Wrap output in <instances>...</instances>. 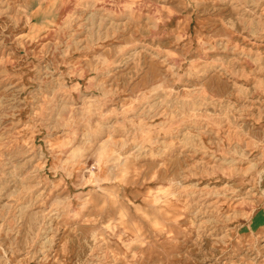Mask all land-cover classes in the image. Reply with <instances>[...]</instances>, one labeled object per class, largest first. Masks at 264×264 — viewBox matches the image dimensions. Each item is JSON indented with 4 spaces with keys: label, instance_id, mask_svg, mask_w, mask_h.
I'll use <instances>...</instances> for the list:
<instances>
[{
    "label": "rangeland",
    "instance_id": "1",
    "mask_svg": "<svg viewBox=\"0 0 264 264\" xmlns=\"http://www.w3.org/2000/svg\"><path fill=\"white\" fill-rule=\"evenodd\" d=\"M0 264H264V0H0Z\"/></svg>",
    "mask_w": 264,
    "mask_h": 264
}]
</instances>
